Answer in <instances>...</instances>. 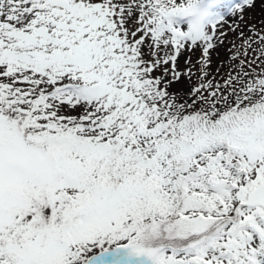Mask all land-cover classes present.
Here are the masks:
<instances>
[{
    "label": "snow or ice",
    "instance_id": "6c2138e0",
    "mask_svg": "<svg viewBox=\"0 0 264 264\" xmlns=\"http://www.w3.org/2000/svg\"><path fill=\"white\" fill-rule=\"evenodd\" d=\"M258 3L0 0V264H264Z\"/></svg>",
    "mask_w": 264,
    "mask_h": 264
},
{
    "label": "rangeland",
    "instance_id": "374dc122",
    "mask_svg": "<svg viewBox=\"0 0 264 264\" xmlns=\"http://www.w3.org/2000/svg\"><path fill=\"white\" fill-rule=\"evenodd\" d=\"M237 24L240 21H236ZM264 23V4L257 5L256 8L247 12L244 17L243 24L248 27L243 28L242 36H247L249 31L253 28L260 29L261 24ZM231 23L228 27L224 29L227 35L224 37L222 44L211 53L210 64L206 66V70L209 72L208 79H212L213 82H219L223 79H226L228 74L232 71V59L231 53L234 49L244 43L242 36H238L236 31H229L231 27ZM255 33H253L254 35ZM186 57H182L179 60V68L185 69V60ZM204 57H202L199 50L195 52H191L190 61L192 64L193 72L191 75L190 84L195 85L198 83V78H203L201 76V66L204 61ZM189 82L186 80L183 84L177 85L176 87L181 91H186Z\"/></svg>",
    "mask_w": 264,
    "mask_h": 264
},
{
    "label": "clouds",
    "instance_id": "9594fccd",
    "mask_svg": "<svg viewBox=\"0 0 264 264\" xmlns=\"http://www.w3.org/2000/svg\"><path fill=\"white\" fill-rule=\"evenodd\" d=\"M192 3H195V0H191Z\"/></svg>",
    "mask_w": 264,
    "mask_h": 264
}]
</instances>
